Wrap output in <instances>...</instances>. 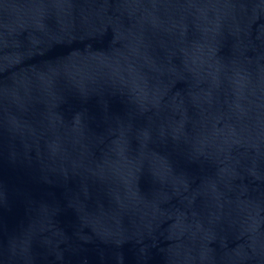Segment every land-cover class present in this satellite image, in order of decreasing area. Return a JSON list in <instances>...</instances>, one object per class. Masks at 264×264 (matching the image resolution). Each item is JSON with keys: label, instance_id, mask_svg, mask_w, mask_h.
Masks as SVG:
<instances>
[{"label": "water", "instance_id": "1", "mask_svg": "<svg viewBox=\"0 0 264 264\" xmlns=\"http://www.w3.org/2000/svg\"><path fill=\"white\" fill-rule=\"evenodd\" d=\"M0 264H264V0H0Z\"/></svg>", "mask_w": 264, "mask_h": 264}]
</instances>
